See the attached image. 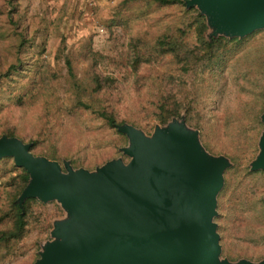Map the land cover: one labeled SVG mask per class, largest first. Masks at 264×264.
Here are the masks:
<instances>
[{"label":"rangeland","instance_id":"374dc122","mask_svg":"<svg viewBox=\"0 0 264 264\" xmlns=\"http://www.w3.org/2000/svg\"><path fill=\"white\" fill-rule=\"evenodd\" d=\"M181 1L186 6L0 0V75H7L0 83V140L15 136L34 156L57 162L64 175H94L109 163L133 160L121 128L155 140L177 127L195 137L205 161L227 163L212 217L220 261L262 264L264 169L254 166L264 148V27L218 33L211 14ZM198 14L207 21L208 39L233 40L219 61L189 67L185 55L178 62L156 49L160 39L181 38L193 50ZM162 101L188 109L193 124L185 112L161 124ZM104 110L115 116V128L99 116ZM20 171L14 157L0 159V215ZM34 199L26 236L0 251V264H39L60 242L55 228L71 219L69 212L58 200Z\"/></svg>","mask_w":264,"mask_h":264},{"label":"water","instance_id":"95a60500","mask_svg":"<svg viewBox=\"0 0 264 264\" xmlns=\"http://www.w3.org/2000/svg\"><path fill=\"white\" fill-rule=\"evenodd\" d=\"M196 4L214 17L218 33L247 35L264 27V0L187 2ZM121 131L133 160L109 163L94 175H64L57 162L34 156L17 138L0 140V159L14 157L31 176L20 202L58 200L71 216L56 226L60 242L39 264H229L219 259L212 223L227 163L205 161L195 137L177 127L155 140L133 127ZM254 168L264 169V148Z\"/></svg>","mask_w":264,"mask_h":264},{"label":"trees","instance_id":"16d2710c","mask_svg":"<svg viewBox=\"0 0 264 264\" xmlns=\"http://www.w3.org/2000/svg\"><path fill=\"white\" fill-rule=\"evenodd\" d=\"M148 2L156 3L161 6H171L177 4H184L181 0H145ZM195 24V35L196 42L193 50L187 45L183 39H160L156 44V49L159 50L164 55H172L178 62L182 59V55H185L187 64L189 67L199 66L200 63L207 61L211 64L219 61L222 56V52L225 47L231 43L233 40H228L224 37L219 38H207V21L204 16L198 14L193 21ZM183 32H181V35ZM194 61H193V60ZM185 60V61H186ZM70 66V63H68ZM70 69H72L70 67ZM72 71V70H71ZM7 75H0V83L4 77ZM97 88L102 89L99 79L96 80ZM162 100H165L163 97ZM84 108L90 109L88 105H83ZM159 115L158 121L161 124L169 123L173 118H180L182 112H185V120L192 123V118L190 111H184L181 105L172 104L169 102L162 101L158 107ZM99 116L103 118L110 127H116L117 120L112 113L107 111H100ZM198 125V124H197ZM9 137H15L13 135H8ZM21 171L16 177V192L12 198L8 210L2 211L0 215V251L4 250L8 252V249L12 247L14 243H17L24 239L28 231L29 225V213L31 210V203L35 201L34 198H27L23 202H20V197L22 196L24 190L28 187L31 182V176L27 170L20 168ZM7 226V227H3ZM6 255V254H5ZM4 255V256H5Z\"/></svg>","mask_w":264,"mask_h":264}]
</instances>
